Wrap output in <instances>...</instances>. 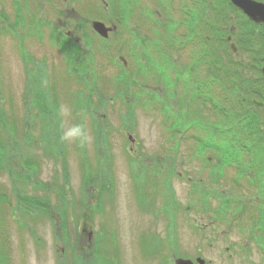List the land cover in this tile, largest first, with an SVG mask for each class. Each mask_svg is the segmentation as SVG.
Listing matches in <instances>:
<instances>
[{
  "label": "rangeland",
  "instance_id": "1",
  "mask_svg": "<svg viewBox=\"0 0 264 264\" xmlns=\"http://www.w3.org/2000/svg\"><path fill=\"white\" fill-rule=\"evenodd\" d=\"M37 1L0 0V14L11 18L8 25L13 31L0 29V122L13 128L2 126L3 130L0 126V142L5 147L0 195L7 199L0 196V264H80V256L87 264H175L177 256L194 261L202 257L204 264H264L260 250L251 242L253 233L260 234L252 219L264 226V145L261 149L262 142L251 140L252 130L246 125L254 112L249 102L261 101L258 109H264V97L252 96L238 107L231 94V88L237 90L240 84L239 74L246 75L243 81L250 76L255 81L256 77L255 57L240 42L236 46L240 28L233 21L243 20L240 10H227L232 21L227 18L225 28L230 30L233 25L235 31L228 34L225 30L231 40L226 45L220 42L223 28L214 34L215 39L212 36L208 23L212 16L218 22L214 11L209 12L211 18L204 16L206 25L197 19L203 8L200 0H162L163 4L158 0L161 6L157 9L156 0H124L125 4L123 0H42L40 11L33 13L38 22L28 31L22 21L32 15ZM114 3L122 9L114 10ZM152 8L161 19L153 18ZM191 14H196L193 36L188 34ZM170 18L176 20L174 28ZM44 19L48 26L41 25ZM94 20L117 29L104 40L94 33ZM178 31L186 32L184 42ZM261 31L264 33L263 28ZM159 39L162 45L170 42L162 52L152 45ZM231 43L236 51L230 50ZM213 46L229 60L228 64L219 60L218 65L222 73L228 70L225 75L232 78L230 83L211 73L218 72L211 61ZM121 57L127 61L125 70ZM232 59L242 67L239 64L240 68L233 70ZM257 63L264 67L261 58ZM258 74L261 84L253 87L264 96L263 76ZM236 93L247 95L243 90ZM136 95L156 101L140 105ZM185 101L188 108L183 106H187ZM161 102L171 109L167 118L171 125L177 124L176 131L187 130L183 139L172 138L162 125L164 115L153 107ZM217 102L225 105L224 115L217 112ZM200 106L202 118L197 115ZM62 108L69 110L70 116L61 117ZM237 109L242 114L235 118ZM260 111L259 120L264 121V110ZM73 123H81L87 130L89 140L83 147L61 140L62 129ZM258 126L262 138L264 125ZM44 131L48 140L55 141L56 150L62 146L66 155L41 143ZM26 135L31 143L25 141ZM10 140L17 141L19 150L7 145ZM126 150L165 165L167 174L171 173L173 194L165 186L168 178L160 174H137L135 178ZM23 155L35 167L32 185L13 181L16 173L11 169L18 170ZM65 169L69 181L60 210L62 202L54 187L64 183ZM83 176L96 182L86 186ZM187 177L247 206L243 211L232 206L226 218L205 211L195 201ZM252 180L262 181L263 188ZM20 195L49 199L54 218L21 211ZM169 197L175 200L171 215L176 230L170 231L167 242L159 208ZM251 207L255 214L249 216ZM59 218L70 226L68 243L61 239ZM195 221L206 227L196 229Z\"/></svg>",
  "mask_w": 264,
  "mask_h": 264
},
{
  "label": "trees",
  "instance_id": "2",
  "mask_svg": "<svg viewBox=\"0 0 264 264\" xmlns=\"http://www.w3.org/2000/svg\"><path fill=\"white\" fill-rule=\"evenodd\" d=\"M200 1H202V3H203V8L200 11V14L198 13L197 19L200 20V22H201L202 25H206L207 23H205L203 21L204 16L206 14L208 15L210 11H214L215 12V15H216V20H218V22H215V17L212 16V18H211V15L209 14L210 15V18L213 21H210L209 20L210 23H208L209 26L212 25V36L214 38V34L217 31H220L223 28L224 31H222V36H221V39L222 40L220 42H223V43L226 42L229 45V43H230L228 41V36L229 35L226 37V34H225V30H227L226 28H228V27L225 28V24H226V22L229 21V20H227V18H229L232 21V16L228 14V11L227 10L229 8H231V9H233L232 10L233 13H235V11H239V10L233 4H231L228 0H226V3H224V2H218V3H216V5H215V3L213 1H210V0H200ZM259 1L264 2V0H259ZM122 2H123V4H125L124 0ZM212 5L216 6L217 9L215 7H213ZM127 6H131V5L128 4ZM240 13L243 16V20L238 19L237 21L236 20L233 21V23H235V24H236V22H238L237 24H239L238 26L240 28V30L238 31L239 32V35H238L239 37H237L235 39V41L238 42L237 46H239V42H240L242 44L241 46H243L246 51H248L249 53H251L255 57L254 62H253V65H254V71L256 73V77L254 78L255 81H251V79H252L251 76H250V78L247 79V81H243V79H244V76L243 75H245V74H239V75H242V77H241V81L239 82L240 84H237V90L234 89L233 87L231 88V90H232L231 91V94H233V96L234 95L236 96L237 106L238 107L241 106V105L246 104V102L252 96L255 97V98H258V99H261V98L264 97L263 96V93L260 92V91H258L259 90L258 87H253V86H255V84H257V82L259 84H261L260 82L262 81L261 80V77L258 76L259 75L258 73H260L262 75V73H261L262 72V69L259 67V63H257V62L258 61L260 62V58H261V60H262V62L264 64V57H263L264 56V41H263L264 40V33H262V31H261L262 28L264 30V27L262 25H258V24L252 23L246 17V15L243 12L240 11ZM189 18H191L188 21V23L190 24L189 31H191V30H193L195 28V25H196V21H195L196 14H191L189 16ZM4 22H7V19L3 17V14L2 15L0 14V29L3 32H6L7 29H9L13 33L12 29L10 28V26L8 24L2 25ZM8 22H10V21L8 20ZM258 26H261V28L258 27ZM234 27L232 25L231 26V29L230 30H227V31H229L228 34L232 33L233 30L235 31V28ZM198 28H199V26H198ZM255 28H258L257 31H258L259 34L256 33V31L254 30ZM15 29H16V27L13 26V30H15ZM236 36H237V34H236ZM237 39H239L240 41H238ZM252 43H253V45H252ZM161 47L162 48H167L165 45H161ZM212 50L215 51L216 48L213 46L212 47ZM230 50H231V48H230ZM228 53H226V54L228 55ZM219 60L221 62H224L225 64H228L229 63V60L228 59L224 60V58L220 56V53H218V52L215 51L214 54L212 55L211 61L213 63V67H216L217 68L216 70L218 72H215V70H213V71H211V73L212 74L219 75L221 77V80H223V83H230V82H232V78L230 76H228V75L227 76L225 75V74H229L228 73V70H225L224 73H222L220 71V67L221 66L218 65V63H220ZM239 64L240 63H238L236 65L235 62H234V60L232 59L233 70H235V66H236V68H240L239 67ZM241 67H242V65H241ZM245 67H247V69H248V67H250V64L249 63H246ZM212 69H214V68H212ZM228 77H230L229 80H228ZM236 79L238 81L239 80V77L237 76ZM248 84H249V86H248ZM252 84H254V85H252ZM263 84H264V82H263ZM233 86H235V85H233ZM262 86H263V88H262V90H263L264 89V85H262ZM229 89H230V87H229ZM238 90H243L244 92H247V95H244V93H243V94H241L239 96L238 93H236V92H238ZM186 101H189V99H187ZM186 103H187V106L183 105V103H182V105L185 108H188V102H186ZM249 103L250 104H253L252 101L249 102ZM225 104H227V103H225ZM217 105L218 106L215 105L217 112H219L220 115H224V112L225 113L227 112L226 111V108H225V105H220L219 102H217ZM184 107H183V109H184ZM252 109L254 110V112H251L252 114H250V116H252V117L250 119V122H246V125L248 126V129H251L252 130L251 140L256 139L257 142H260V143L262 142L260 144V148H261L264 145V142H263L264 141V135L262 136V138L260 137V135L263 132V130L260 128V126H258V124L261 123L262 126L264 125V121L263 120H259L260 117L262 116L260 110H264V109L263 108L258 109L257 107H255L254 104H253V108ZM239 110H241V107L239 108ZM202 114H203L202 113V106H200L197 109V115H199V117L202 118V116H201ZM233 114L236 115L235 118H238L237 115H241L242 113H241V111L238 112V109H237V110H234L233 111ZM180 116H184V114H181ZM231 120H232L231 122H233V124H234L235 123V119L231 118ZM251 120H256V122L257 121L258 122L256 123L255 121H251ZM238 123H242V121H240ZM213 124H214V122H213ZM0 126L1 127L2 126L3 127H6V128L8 127V129H13V128L7 126L5 123H1V122H0ZM3 127H2V129L4 130L5 128H3ZM46 130L48 131V129H46ZM29 137H30L29 135H26L25 141H28V142L31 143ZM47 138L48 137L46 136V133L44 131V134L41 137V143L43 145H46L47 146L46 148H51L52 150H56V148H55V146H56L55 141L54 140H51V139L48 140ZM7 145L10 146L11 148L14 146V150H19V145H17V141L16 140H10L9 142H7ZM4 148L5 147H3L2 142H0V162L1 163L5 162V159H4V152H5L4 151ZM57 148H58L56 150L57 152H59V150L61 151V149H60L59 146ZM46 150H48V149H46ZM262 151H263L262 160H263V163H264V150L262 149ZM23 156L24 157L21 158L23 162H21V164H19L18 170L16 168L15 169H11L12 171H14L16 173V174H13V176H14L13 181L14 182L15 181H18V182H21L23 184H30V185H32L34 183V179H33V176H32V172L35 171L34 170L35 167H34V164L29 161V159H27V160L25 159V155H23ZM229 159H232V157L229 158ZM228 162L230 164L232 163L230 161H228ZM260 162L262 163V161H260ZM234 163H236V162H234ZM26 167H29L30 170L29 171H26L25 170ZM170 174L171 173L168 172V175H170ZM85 177H87V176H85ZM68 181H69L68 172L65 169L64 170V183L61 186H59L57 184L54 187V189L56 190L55 193L57 192V196L59 197V200H61V202H62V196L64 194L63 191H65V189L68 188L67 187L68 186V184H67ZM169 182H170V179L168 180V182L165 181V186L169 185ZM254 183H257L260 189L263 188L262 187L263 185L261 184L262 181L255 180ZM84 184L87 186V184L85 182H84ZM41 189H43V188H41ZM39 190H40V188H39ZM46 190H48V189H46ZM0 196L2 197V195H0ZM2 198H4L3 201H6L7 202L6 197H2ZM47 200H46L45 197H43L41 195L40 196H35V197H33V199L30 198V197H27V196H21L20 195L18 202H19L21 211L25 212L26 214H29L30 216H34V215H37L38 216L39 214H42L43 213V214L50 215L51 218H54V213H53V209L54 208H53V204L51 203V201L49 199H47ZM63 208H64V205H63V202H62V204L58 207V209L62 210ZM61 224L64 225L65 224V221H62L61 220Z\"/></svg>",
  "mask_w": 264,
  "mask_h": 264
},
{
  "label": "water",
  "instance_id": "3",
  "mask_svg": "<svg viewBox=\"0 0 264 264\" xmlns=\"http://www.w3.org/2000/svg\"><path fill=\"white\" fill-rule=\"evenodd\" d=\"M237 8L241 9L247 17L258 24L264 26V2L258 0H230ZM94 29L104 37L108 36L109 28H107L102 22H94ZM232 48L236 51V46L233 44ZM264 78V68H263ZM257 107L263 105V102L254 101ZM200 264H204V260L198 259ZM177 264H194L190 259L179 258L176 260Z\"/></svg>",
  "mask_w": 264,
  "mask_h": 264
},
{
  "label": "clouds",
  "instance_id": "4",
  "mask_svg": "<svg viewBox=\"0 0 264 264\" xmlns=\"http://www.w3.org/2000/svg\"><path fill=\"white\" fill-rule=\"evenodd\" d=\"M60 116H70L69 110L62 108L60 110ZM61 140L66 143H78L83 147L88 142L89 136L83 124L73 123L62 129Z\"/></svg>",
  "mask_w": 264,
  "mask_h": 264
},
{
  "label": "flooded vegetation",
  "instance_id": "5",
  "mask_svg": "<svg viewBox=\"0 0 264 264\" xmlns=\"http://www.w3.org/2000/svg\"><path fill=\"white\" fill-rule=\"evenodd\" d=\"M40 1L41 0H38L37 2H34L35 3V5H34V8H33V12L31 11V14L32 15H30L29 16V18L28 19H23V21H22V23H24V24H26V25H28V31H30V25L33 23V22H38L37 20V18H36V16H34V14L35 13H37L38 11H39V8H40ZM87 2H88V0H87ZM33 3V4H34ZM30 8V7H29ZM107 9V8H106ZM118 9H122V7H120L119 5L118 6H114V10H118ZM85 12H87V8L85 7ZM34 13V14H33ZM6 16V15H5ZM116 18H117V16H115ZM4 18H6L7 19V22H4L3 23V25L4 24H8V20H9V18L6 16V17H4ZM11 19V18H10ZM66 19V18H65ZM30 20V21H29ZM171 22H172V26H173V28H174V26H175V24H176V20H174V18H170L169 19ZM22 27V24H21V26H20V28ZM113 28H115V30L117 29V26H113ZM33 29V28H32ZM7 31H9V29H7ZM169 31V30H168ZM170 32V31H169ZM178 33H180L179 31H178ZM188 34L189 35H192L193 36V30H191V31H188ZM181 35V34H180ZM182 40H185L186 38H181ZM158 42V43H157ZM157 42L156 43H153L152 45H153V48L154 49H156L157 51H160V52H162V50L163 49H165V48H162L161 47V45L162 44H160V41L159 40H157ZM168 44V42L166 41V43H165V45H167ZM162 49H161V48ZM120 57V56H119ZM122 58V57H121ZM174 65L175 66H177V60H175V62H174ZM181 74H183L182 72H180V75Z\"/></svg>",
  "mask_w": 264,
  "mask_h": 264
}]
</instances>
